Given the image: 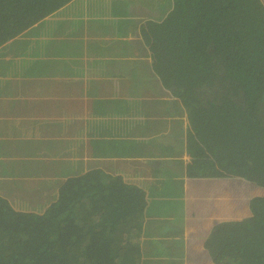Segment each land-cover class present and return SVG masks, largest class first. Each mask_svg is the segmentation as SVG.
I'll use <instances>...</instances> for the list:
<instances>
[{"label": "trees", "instance_id": "1", "mask_svg": "<svg viewBox=\"0 0 264 264\" xmlns=\"http://www.w3.org/2000/svg\"><path fill=\"white\" fill-rule=\"evenodd\" d=\"M70 1L0 0V46ZM133 3L141 8L127 5L113 25L138 22L144 48L132 54L149 57L145 93L131 98L114 88L102 108L57 91L36 99L50 113L16 130L29 129L19 131L29 136L25 150L30 145L48 160L60 153H46L51 144L36 148L39 124L51 125L43 131L51 143L68 139L75 124L85 123L100 142L105 130L119 129L110 136L146 145L159 158L132 157L115 174L68 167L61 179L60 170L32 182L10 168L3 175L12 198L0 195V264H264L263 4L167 0L157 16L144 17L147 2ZM38 55L22 53L14 63L38 71ZM115 99L122 106L106 112ZM9 125L0 131V156L16 147H4L15 128ZM177 243L186 248L184 262Z\"/></svg>", "mask_w": 264, "mask_h": 264}, {"label": "crops", "instance_id": "2", "mask_svg": "<svg viewBox=\"0 0 264 264\" xmlns=\"http://www.w3.org/2000/svg\"><path fill=\"white\" fill-rule=\"evenodd\" d=\"M145 1L147 3L143 5L142 12L144 17L157 16L158 10L163 9L159 5L163 1L167 2V0ZM260 2L264 6V0H260ZM127 5L139 6L135 5L133 0H71L11 40L8 45L0 46L2 66L9 69L8 74H14L13 77H15V81L11 86H5L9 90L10 100L5 104L6 110L0 113V131L2 127L10 129L9 124H14L15 128L8 136L9 141L4 147H9L11 144L16 146L10 148V152L2 150L0 162H3L4 167H7L10 166L9 161L19 160L28 166L35 167L34 163L43 159L42 157L45 158L44 161L47 162V165L57 163L64 157V160L68 161L61 169L57 164L49 167L48 169L52 174L48 173V175L43 173L42 168L35 173L25 174L24 170L18 166L17 169L24 174L26 182H32L36 177H52L60 170L63 172L60 176L61 179L65 176L64 172L68 167H70V171L78 173L89 165L102 168L106 173L115 174L114 170L118 172L121 169L126 170L128 168L127 163L124 162L125 160L132 159V157H142L143 154H140L139 144L136 145L129 139L122 140V138L110 136L112 132L120 133L119 129L114 131L105 130L103 132L105 141L100 142L94 138L92 132H87L85 123L81 125L75 124L73 127L74 134L68 136V139L51 143L49 139L45 140L49 135V131H45L47 132L46 135L43 132L46 128H50L51 125L39 124L35 126L37 132L34 138L43 139L36 148H40L39 152L41 153L44 152L42 150L43 147L51 144L50 150L55 145L56 151H46V153H52V155L60 153L57 160H48L49 156L38 155V152H30V145H28V151L25 150L27 146L24 145V141L29 136L21 133H27L29 129L16 130V127L28 124L33 117L36 119L51 112L48 103L39 105L36 100H32V106L45 107L44 111L34 114H21L19 106L28 103V97L46 99V96L50 98L55 92L59 91V96L68 97V93H70L76 98H81L84 102L89 101L92 107L105 108V101L111 97V92H113L114 88L125 90L126 93L130 94L131 98H140L145 93L144 89L147 82L144 76L151 72L149 57L142 54H132L144 48L140 35L137 33L138 30L135 27L138 22L136 20L132 21L136 22L133 23L134 28H128L123 25L119 29L113 25L126 11ZM32 31L35 37L33 41H29L30 39L23 40L27 35H31ZM58 39H66V41ZM39 41L42 43L40 44ZM126 41H130L131 45L126 44ZM70 42L76 43L73 46L77 48L75 53H72L73 49H71L72 44ZM18 47L22 51H18ZM9 51L11 52L10 54ZM22 53V57L25 59L34 58L36 53H40L38 58L41 59L42 67L36 71L35 75L31 73L33 71L31 68H24L23 62L17 61V63H14V59L19 58ZM7 55L8 57L3 60L2 57ZM9 61L11 63L8 64ZM52 61L57 63L56 67L51 65ZM8 74L3 76L6 77ZM111 80H115V82L111 83ZM143 83L145 86H143ZM155 83L157 87V80ZM67 86L72 87L67 89ZM30 87H39L40 89L36 95L23 91ZM156 91H158L157 88ZM40 94H44V96H40ZM107 104L110 106L106 112L113 111L112 106H122V102L117 99L114 102L111 100ZM177 104L180 103L178 102ZM9 108H11L10 111H8ZM15 110H17V113ZM19 116L23 118L24 123L20 122ZM81 132L82 134H80ZM108 134L109 137L107 136ZM54 137L55 135L50 138ZM76 137H80L82 141L73 142ZM70 143L73 144V148H69ZM120 145L123 149H120ZM126 146L128 149H124ZM86 148L90 152L85 159V166H82ZM12 155L13 158H10ZM150 157L159 158L157 154ZM110 161H115L117 165L113 166V163H109ZM63 162L65 164V161ZM73 162L75 163L71 167ZM7 168L10 169V167ZM2 169L3 167L0 170ZM13 171L12 169V173L16 174ZM0 176L5 175L0 172ZM4 180L9 181V179ZM26 199L31 198L29 196ZM185 233L186 235L183 239L188 238L186 231ZM183 239H181L182 242ZM186 242H184V245H186ZM176 245L178 247L176 256L184 262L186 260V248L182 249L184 245L180 247L178 243Z\"/></svg>", "mask_w": 264, "mask_h": 264}, {"label": "rangeland", "instance_id": "3", "mask_svg": "<svg viewBox=\"0 0 264 264\" xmlns=\"http://www.w3.org/2000/svg\"><path fill=\"white\" fill-rule=\"evenodd\" d=\"M30 34L31 35H27L23 40L30 39L29 41H33V38H35L33 36V31ZM36 38H38V37H36ZM58 40L66 41V39L65 40L58 39ZM70 43L72 44V47H71V49H73L72 53H75L77 48H74L73 46L76 45V43L75 42H70ZM17 50L19 51L20 47H18ZM20 51H22V50H20ZM10 53L11 52L9 51V54ZM7 57H8V55L6 57H2V59L5 60ZM0 63H1L0 64V104H1L0 113H3L4 110H6V108H7L5 106V104L8 103V101L10 100L9 90L5 86L6 85H10L11 86L13 84V82L15 81V77H13L14 74H8L9 73V69L4 68L2 66L3 61L0 60ZM31 73H33V75H35L36 71H32ZM4 74H8V75L6 77H4L3 76ZM39 89H40L39 87H30V88H28L26 90H23V91H25V92H27V93H29L31 95H36L37 92L39 91ZM68 96H71V94H69ZM32 100H36V98L28 97V103L19 106V111H20L21 114H34V113H37V112H43L44 111L45 107L32 106L31 105V101ZM10 110H11V108L8 109V111H10ZM15 111L17 113V110H15ZM20 122L24 123L22 117H20ZM46 134H47V132H44V135H46ZM41 146H42V144H41ZM50 151H52V152L56 151L55 145L51 148ZM140 151H141L140 154H143V155H145V154H147V155L155 154L153 150L152 151L149 150V148L146 145H143V144L140 145ZM89 152L90 151L88 150V148H86L85 149V154L83 156L82 166H85V159H86V157H88V153ZM7 156H10V155H7ZM10 158H13V155ZM42 158L43 159H40L39 161L37 160V162L34 163L35 167L28 166V165L24 164L23 162H21L19 160H15V161L11 160V161H9V165L10 166H7V167H10V168L13 167L12 169L14 170L13 171L14 173L19 174L22 177H24V174L20 170L17 169L18 166L21 169L24 170L25 174H32L33 172L35 173L37 170L42 168L43 173H46V175H48V173L52 174L51 171H49V169H48L49 167H52L54 164H57L60 167V169H61L68 162L67 160H64L65 159V157H64L62 160H60L57 163H52V164L47 165V162L44 161L45 158L44 157H42ZM0 159H1V157H0ZM63 161H65V164H64ZM109 163L110 164L113 163V166L117 165V163L115 161H110ZM0 167H1V165H0ZM7 167H4L2 170H0V172H3V173L8 172L9 169ZM11 174H13V173L11 172ZM4 179H8V177L0 176V194L4 195L6 197L8 196L7 198L10 199V198H12V195H13L12 192L13 191L9 189L10 188V182L9 181H5ZM30 198H31V196H30Z\"/></svg>", "mask_w": 264, "mask_h": 264}]
</instances>
